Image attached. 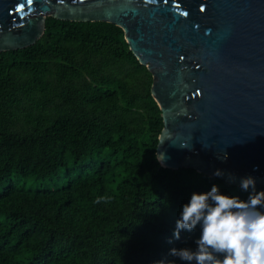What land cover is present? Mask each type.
Listing matches in <instances>:
<instances>
[{
	"label": "trees",
	"instance_id": "1",
	"mask_svg": "<svg viewBox=\"0 0 264 264\" xmlns=\"http://www.w3.org/2000/svg\"><path fill=\"white\" fill-rule=\"evenodd\" d=\"M151 83L107 21L47 16L35 43L0 52V264H185L169 251L196 247L199 226L173 237L192 193L247 200L251 188L159 164Z\"/></svg>",
	"mask_w": 264,
	"mask_h": 264
},
{
	"label": "water",
	"instance_id": "2",
	"mask_svg": "<svg viewBox=\"0 0 264 264\" xmlns=\"http://www.w3.org/2000/svg\"><path fill=\"white\" fill-rule=\"evenodd\" d=\"M47 16L123 30L152 75L161 166L264 186V0H0V52L35 43Z\"/></svg>",
	"mask_w": 264,
	"mask_h": 264
},
{
	"label": "clouds",
	"instance_id": "3",
	"mask_svg": "<svg viewBox=\"0 0 264 264\" xmlns=\"http://www.w3.org/2000/svg\"><path fill=\"white\" fill-rule=\"evenodd\" d=\"M214 175L222 172L216 170ZM240 187L252 189L247 200L222 194L215 184L208 192H193L182 206L173 237L179 240L182 231L191 232L197 226L201 234L195 249L172 248L169 255L185 264H264V212L260 211L264 208V191L255 190L251 176L241 178ZM157 264L175 261L161 260Z\"/></svg>",
	"mask_w": 264,
	"mask_h": 264
},
{
	"label": "rangeland",
	"instance_id": "4",
	"mask_svg": "<svg viewBox=\"0 0 264 264\" xmlns=\"http://www.w3.org/2000/svg\"><path fill=\"white\" fill-rule=\"evenodd\" d=\"M39 185H42L43 187H49V186H51L50 182H43V181H41V182H34V181L31 182V181H28L26 183V186L27 187H30V188L37 187ZM0 189H1V186H0Z\"/></svg>",
	"mask_w": 264,
	"mask_h": 264
},
{
	"label": "snow or ice",
	"instance_id": "5",
	"mask_svg": "<svg viewBox=\"0 0 264 264\" xmlns=\"http://www.w3.org/2000/svg\"><path fill=\"white\" fill-rule=\"evenodd\" d=\"M32 2V0H29V3H31Z\"/></svg>",
	"mask_w": 264,
	"mask_h": 264
}]
</instances>
